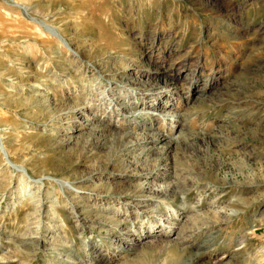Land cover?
Segmentation results:
<instances>
[{"label":"rangeland","instance_id":"obj_1","mask_svg":"<svg viewBox=\"0 0 264 264\" xmlns=\"http://www.w3.org/2000/svg\"><path fill=\"white\" fill-rule=\"evenodd\" d=\"M92 242L264 264V0H0V264Z\"/></svg>","mask_w":264,"mask_h":264},{"label":"bare ground","instance_id":"obj_2","mask_svg":"<svg viewBox=\"0 0 264 264\" xmlns=\"http://www.w3.org/2000/svg\"><path fill=\"white\" fill-rule=\"evenodd\" d=\"M122 74V73H121ZM125 76V75H124ZM123 76V77H124ZM122 77V76H121ZM126 77V76H125ZM124 77V78H125ZM128 79H129V83H133L134 84V82H133V80L134 81H136V78H134L133 76H128ZM151 78H149V79H147V81H142V83L140 82L139 84H134V85H136V86H138V87H140V86H158V82H153V80H150ZM198 80H199V77H196V76H193V78H192V80H191V84H192V86H191V92L193 91V93L196 91V83L198 82ZM141 81V80H140ZM163 82V81H162ZM161 82V83H162ZM68 84V83H67ZM166 84H167V86L169 85V82H167V81H165V82H163V85H165L166 86ZM205 84H206V82H205ZM208 84H209V82H208ZM133 85V86H134ZM137 87V88H138ZM70 90H71V88H69ZM67 90V89H66ZM72 93V92H71ZM70 93V91H69V94H71ZM29 100V99H28ZM30 101V100H29ZM61 103V102H60ZM18 104H22V101L21 100H19L18 101ZM25 104V103H24ZM71 105V104H70ZM54 109V108H53ZM68 110H70L71 112L72 111H74V110H80V109H78L77 107H76V105H71V107H68ZM44 117V116H43ZM91 122V121H90ZM159 137V136H158ZM162 138V137H161ZM65 142H67V141H65ZM47 163H48V161H47ZM88 252H89V255L91 256V258L92 259H94V263L95 264H97V263H99V262H101V260H103L104 258H102V257H100V255H98L96 252H97V249H96V247H95V245H94V242H92V243H90V245H89V247H88Z\"/></svg>","mask_w":264,"mask_h":264}]
</instances>
